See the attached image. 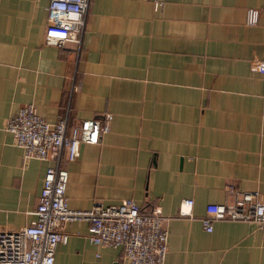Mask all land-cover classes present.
I'll return each mask as SVG.
<instances>
[{
  "label": "crops",
  "instance_id": "1",
  "mask_svg": "<svg viewBox=\"0 0 264 264\" xmlns=\"http://www.w3.org/2000/svg\"><path fill=\"white\" fill-rule=\"evenodd\" d=\"M48 3L0 0V230L35 219L54 164L24 160L7 119L27 103L69 125L108 111L100 142L63 163L69 208L133 199L159 211L164 264H264V228L222 220L207 232L200 220L236 191L264 201V74L248 69L264 61V0H90L81 45L65 47L44 42ZM88 226L64 224L54 264H117L121 249L91 245Z\"/></svg>",
  "mask_w": 264,
  "mask_h": 264
},
{
  "label": "built area",
  "instance_id": "2",
  "mask_svg": "<svg viewBox=\"0 0 264 264\" xmlns=\"http://www.w3.org/2000/svg\"><path fill=\"white\" fill-rule=\"evenodd\" d=\"M90 0H49L44 31L46 44L65 47L80 46ZM258 9H248L246 24L258 22ZM252 73L264 74V61H249ZM112 114L103 111L99 118L83 119L69 125L68 117L48 122L27 103L11 115L5 129L24 160H53L45 170L43 183L33 211L35 219L15 230H0V264H54L58 244L68 239L63 226L73 221L89 224L87 241L95 247L120 248L117 264H164L168 250L165 216L159 211L148 212L133 199L117 204L95 202L85 210L71 209L66 198L68 171L64 162L79 156L82 143L97 144L108 132ZM192 199H183L179 216H191ZM205 231L213 230L214 221H241L264 228V201L254 191H236L230 203L208 204L201 219Z\"/></svg>",
  "mask_w": 264,
  "mask_h": 264
}]
</instances>
